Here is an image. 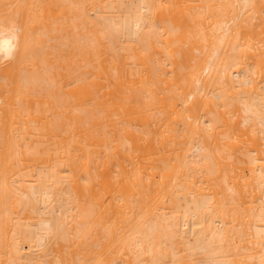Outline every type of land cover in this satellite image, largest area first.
Masks as SVG:
<instances>
[{
  "label": "bare ground",
  "instance_id": "6f19581e",
  "mask_svg": "<svg viewBox=\"0 0 264 264\" xmlns=\"http://www.w3.org/2000/svg\"><path fill=\"white\" fill-rule=\"evenodd\" d=\"M0 264H264V0H0Z\"/></svg>",
  "mask_w": 264,
  "mask_h": 264
}]
</instances>
